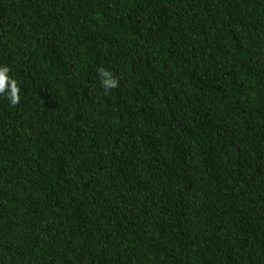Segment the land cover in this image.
Returning <instances> with one entry per match:
<instances>
[{"label": "trees", "instance_id": "trees-1", "mask_svg": "<svg viewBox=\"0 0 264 264\" xmlns=\"http://www.w3.org/2000/svg\"><path fill=\"white\" fill-rule=\"evenodd\" d=\"M0 65V264H264V0H0Z\"/></svg>", "mask_w": 264, "mask_h": 264}, {"label": "clouds", "instance_id": "clouds-1", "mask_svg": "<svg viewBox=\"0 0 264 264\" xmlns=\"http://www.w3.org/2000/svg\"><path fill=\"white\" fill-rule=\"evenodd\" d=\"M9 68L6 65H0V91L6 86H14L16 82L9 75ZM101 79V87L105 90L115 88L117 86V80L113 78L112 74L105 69H98ZM18 88H9V100L13 105L18 102Z\"/></svg>", "mask_w": 264, "mask_h": 264}]
</instances>
